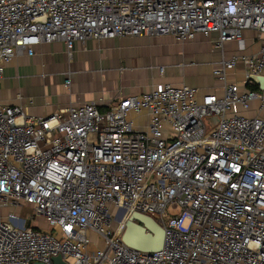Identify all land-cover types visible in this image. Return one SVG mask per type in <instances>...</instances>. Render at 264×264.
<instances>
[{
  "label": "built area",
  "instance_id": "built-area-1",
  "mask_svg": "<svg viewBox=\"0 0 264 264\" xmlns=\"http://www.w3.org/2000/svg\"><path fill=\"white\" fill-rule=\"evenodd\" d=\"M246 31L264 36V0H0V82L43 43L71 56L92 39L217 34L222 47ZM239 64L244 80L229 81ZM213 74L222 93L201 101L159 83L106 111L94 101L31 117L0 102V214L12 209L0 216V264H264V117L242 113L264 111L253 79L264 45ZM25 207L49 229L26 227ZM133 213L164 229L160 251L124 243Z\"/></svg>",
  "mask_w": 264,
  "mask_h": 264
},
{
  "label": "crops",
  "instance_id": "crops-1",
  "mask_svg": "<svg viewBox=\"0 0 264 264\" xmlns=\"http://www.w3.org/2000/svg\"><path fill=\"white\" fill-rule=\"evenodd\" d=\"M217 40V34L187 43L170 36L92 39L77 43L71 56L61 42L43 43L34 55L22 53L5 66L0 102L22 106L31 117L50 116L94 101H101L100 109L106 111L120 97L146 94L159 83L196 88L201 101L222 93V83L213 74L222 61L256 54L264 45V36L255 31H246L243 41L222 47ZM244 70L239 64L229 81L242 82ZM242 113L264 117L258 102Z\"/></svg>",
  "mask_w": 264,
  "mask_h": 264
},
{
  "label": "water",
  "instance_id": "water-1",
  "mask_svg": "<svg viewBox=\"0 0 264 264\" xmlns=\"http://www.w3.org/2000/svg\"><path fill=\"white\" fill-rule=\"evenodd\" d=\"M253 79L261 86V89H264L263 77H253ZM213 121H216V119ZM123 241L133 249L152 253L163 248L165 231L154 219L139 213H133L127 218ZM54 264L68 263L61 256H58L54 259Z\"/></svg>",
  "mask_w": 264,
  "mask_h": 264
},
{
  "label": "rangeland",
  "instance_id": "rangeland-1",
  "mask_svg": "<svg viewBox=\"0 0 264 264\" xmlns=\"http://www.w3.org/2000/svg\"><path fill=\"white\" fill-rule=\"evenodd\" d=\"M9 211H12V209L3 210L0 216L5 217ZM170 212L172 211H169V213ZM177 213L178 212H173V214H177ZM31 215H32V211L28 207H25L22 212V218L27 220L26 227H32L35 224L36 228H40V229L45 228V225L43 222L36 221L35 223H31V220H30ZM69 262L73 264V260L69 259Z\"/></svg>",
  "mask_w": 264,
  "mask_h": 264
},
{
  "label": "bare ground",
  "instance_id": "bare-ground-1",
  "mask_svg": "<svg viewBox=\"0 0 264 264\" xmlns=\"http://www.w3.org/2000/svg\"><path fill=\"white\" fill-rule=\"evenodd\" d=\"M125 221H127V217H126Z\"/></svg>",
  "mask_w": 264,
  "mask_h": 264
}]
</instances>
